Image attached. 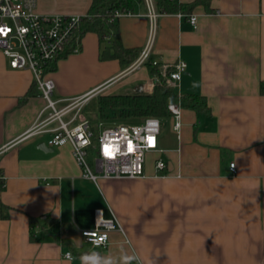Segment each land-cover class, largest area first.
I'll return each instance as SVG.
<instances>
[{"label":"crops","instance_id":"1","mask_svg":"<svg viewBox=\"0 0 264 264\" xmlns=\"http://www.w3.org/2000/svg\"><path fill=\"white\" fill-rule=\"evenodd\" d=\"M91 2L37 0V12L83 16ZM150 29L146 5L120 17L125 47L142 51ZM109 41L89 32L79 52L57 62L54 100L153 92L146 66L100 58ZM152 55L162 65L185 61L176 91L207 108L182 107L178 133L170 119L159 138L165 152L150 153L141 177L95 183L82 177L70 145L52 147L48 135L21 139L46 101L37 88L27 98L33 73L10 68L0 52V202L9 215L3 219L0 206V264H264V0H208L188 13H159ZM158 157L167 164L162 172ZM97 216L120 225L101 248L81 235ZM29 217L53 222L34 229L39 240Z\"/></svg>","mask_w":264,"mask_h":264},{"label":"built area","instance_id":"2","mask_svg":"<svg viewBox=\"0 0 264 264\" xmlns=\"http://www.w3.org/2000/svg\"><path fill=\"white\" fill-rule=\"evenodd\" d=\"M145 3L151 20L150 35L130 70L144 66L152 55L159 13L154 0H145ZM81 18L79 15L40 14L37 12V0H0V52L7 58L10 68L28 69L33 73L36 87L46 101L34 124L21 139L48 135L47 144L52 147L70 145L73 157L82 169V177L95 183L100 179L141 177L148 154L165 152L159 139L162 119L150 116L136 123L106 125L99 122L96 133L91 122L82 117V109L94 97V91L69 100L52 98L55 89L51 78L52 65L68 51ZM189 20L196 25V16H190ZM79 51L80 42L77 40L71 53ZM186 68L187 64L182 60L172 66L163 64L162 76L170 87L177 89ZM181 108L179 103L168 106L174 121L173 129L177 133L181 127ZM155 167L162 172L167 164L158 157ZM230 169L235 171V163L230 164ZM117 228L120 225L114 218L97 216L95 227L82 230L81 235L93 247L101 248L108 244L109 233ZM65 256L72 258L71 252Z\"/></svg>","mask_w":264,"mask_h":264},{"label":"trees","instance_id":"3","mask_svg":"<svg viewBox=\"0 0 264 264\" xmlns=\"http://www.w3.org/2000/svg\"><path fill=\"white\" fill-rule=\"evenodd\" d=\"M154 3L158 13H188L197 4L208 6V0H195L187 5L180 4L176 0H154ZM142 5H146L145 0H92L87 14L81 18L76 37L71 42L68 51L59 60L72 54L71 48L75 47V41L79 40L81 43L84 35L93 32L102 40L105 38L110 39L108 45L101 51L100 58L102 60L117 59L123 67L131 65L139 57L141 51L138 48H130L123 45L119 30L120 17L118 14H135ZM56 66L57 62L52 65L51 72L56 70ZM144 66L148 68L150 75L153 77V92L149 94L137 91L128 94L99 95L94 110L100 119L136 123L139 121L136 119L153 116L165 121L166 119H172V114L168 109L171 103H179L181 107H191L198 112L207 108L205 101L201 97L181 95L176 89L170 87L162 76V64L157 62L153 55L149 57ZM170 70L168 69V71ZM36 88L34 82L27 98L36 95ZM260 92L264 95V80L260 83ZM88 108V104L83 107V118H86V110ZM91 124L97 133V123L91 122ZM0 206L2 218L8 219V207L1 202ZM52 223L47 217H29L31 238L39 240V238L35 237L34 229L38 227L45 230L46 226Z\"/></svg>","mask_w":264,"mask_h":264},{"label":"rangeland","instance_id":"4","mask_svg":"<svg viewBox=\"0 0 264 264\" xmlns=\"http://www.w3.org/2000/svg\"><path fill=\"white\" fill-rule=\"evenodd\" d=\"M99 95H103L104 96V95H108V94H99ZM99 95L95 96L91 101H89L87 103L88 106H89V108L86 110V118L90 122H92V123L94 122V123H97V124L99 122H102V123H105L106 125H110V124H114L116 122H120V121H114L112 119L107 120V119H100L99 118L97 112L94 110L95 105H97V98H98ZM52 98L54 99L53 96H52ZM136 120L141 121V120H143V118H139V119H136ZM127 122H129V121H127ZM170 123H171V120L170 119H166L165 121L163 120V124H164L163 125V128H162L163 134L169 132ZM147 159H148V166H151V164H152L151 161H153V155L149 154L148 157H147Z\"/></svg>","mask_w":264,"mask_h":264},{"label":"water","instance_id":"5","mask_svg":"<svg viewBox=\"0 0 264 264\" xmlns=\"http://www.w3.org/2000/svg\"><path fill=\"white\" fill-rule=\"evenodd\" d=\"M138 92H144L143 90H140V91H138Z\"/></svg>","mask_w":264,"mask_h":264}]
</instances>
